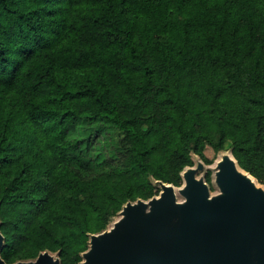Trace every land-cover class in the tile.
Here are the masks:
<instances>
[{
  "label": "trees",
  "instance_id": "16d2710c",
  "mask_svg": "<svg viewBox=\"0 0 264 264\" xmlns=\"http://www.w3.org/2000/svg\"><path fill=\"white\" fill-rule=\"evenodd\" d=\"M208 146L264 184V0H0L8 263L80 264Z\"/></svg>",
  "mask_w": 264,
  "mask_h": 264
},
{
  "label": "water",
  "instance_id": "95a60500",
  "mask_svg": "<svg viewBox=\"0 0 264 264\" xmlns=\"http://www.w3.org/2000/svg\"><path fill=\"white\" fill-rule=\"evenodd\" d=\"M204 169L197 160L181 186L159 180L158 195L128 201L111 227L90 235L80 264H264L263 185L231 150L211 166L218 191L198 176ZM4 245L0 222V264H62L49 250L8 263Z\"/></svg>",
  "mask_w": 264,
  "mask_h": 264
},
{
  "label": "rangeland",
  "instance_id": "374dc122",
  "mask_svg": "<svg viewBox=\"0 0 264 264\" xmlns=\"http://www.w3.org/2000/svg\"><path fill=\"white\" fill-rule=\"evenodd\" d=\"M224 151H230V150H222V151H220V152H218L217 154H216V152L214 151V149L212 148V147H210V146H208L206 149H205V155H206V157L207 158H209V159H212V160H216V159H218L219 158V156L221 155V153L222 152H224ZM194 159H195V165H196V161L197 160H201V158L199 157V156H197V155H194ZM214 160V161H215ZM201 161H203V160H201ZM214 161H213V163L212 164H206L204 161V163H205V169L203 170V171H200L199 173H198V176H204L207 172H208V170H211L213 173H212V184H210L211 186H213V191H218V187L214 184V176H213V174H214V171L211 169V166H213L214 165ZM261 184V183H260ZM261 185H263V187H264V184H261ZM177 196H178V199L179 200H182L183 199V197L178 193L177 194ZM119 218V214H117V215H115L113 218H112V221H111V223L109 224V227H111L112 225H113V223H114V221H116L117 219Z\"/></svg>",
  "mask_w": 264,
  "mask_h": 264
},
{
  "label": "flooded vegetation",
  "instance_id": "af4514ba",
  "mask_svg": "<svg viewBox=\"0 0 264 264\" xmlns=\"http://www.w3.org/2000/svg\"><path fill=\"white\" fill-rule=\"evenodd\" d=\"M210 188H211V191H212V192H215V191H213V186L210 185Z\"/></svg>",
  "mask_w": 264,
  "mask_h": 264
}]
</instances>
